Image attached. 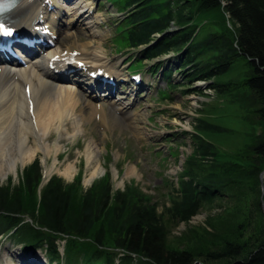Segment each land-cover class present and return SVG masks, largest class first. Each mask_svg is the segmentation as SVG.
Here are the masks:
<instances>
[{"label": "trees", "instance_id": "obj_1", "mask_svg": "<svg viewBox=\"0 0 264 264\" xmlns=\"http://www.w3.org/2000/svg\"><path fill=\"white\" fill-rule=\"evenodd\" d=\"M107 2L121 10L119 13H127L116 28L117 41L138 50L141 61L137 68L143 60L151 62L174 53L173 65L163 67L158 62L154 72L161 67L168 89L188 88L197 81L211 82L209 89L219 93L246 88L243 96L259 131L249 134L250 142L241 153L230 156L221 154L203 136L223 129L200 121L188 169L179 181L178 197L165 210L171 221L187 223L204 205L226 201L230 205L226 218L232 221L229 237L221 238L218 246L198 251L172 249L156 207L133 187L113 191L109 173L82 195L79 179L64 185L52 176L37 200L41 179L38 159L22 170L20 186L0 188V218L12 230L22 220L31 221L13 236L24 241L27 252L44 246L49 258L55 260L57 241L65 240L68 264H115L116 260L132 264V256L134 264H264V176L260 183L264 171V0ZM211 11L221 17L220 30L198 41V26L192 21ZM171 24L175 29L169 31ZM239 58L251 67L246 79L213 81ZM173 72H180L182 84L171 80ZM204 164L208 169L201 168Z\"/></svg>", "mask_w": 264, "mask_h": 264}, {"label": "rangeland", "instance_id": "obj_2", "mask_svg": "<svg viewBox=\"0 0 264 264\" xmlns=\"http://www.w3.org/2000/svg\"><path fill=\"white\" fill-rule=\"evenodd\" d=\"M82 1L89 2L92 6L91 18L98 23L94 30L103 35L98 43L102 44L104 56L114 69L120 71L118 74L121 77L118 81L108 79L109 85L118 84L117 90L108 95L107 91L104 89L102 91L101 88L93 96L86 86L80 84L77 93L83 96L81 108L86 118L82 122V131L75 134V137H70L74 130L70 125H66L68 136L59 137V133L53 130L47 143L48 149H38L29 161L17 166L15 175L8 174L4 179H0V188L20 186L22 170L35 159H38L42 166V175L48 171L46 180L57 176L64 185H70L79 179L81 195L90 189L89 185L100 181L102 173H109L113 191H122L126 186L133 187L142 194L148 204L156 207L168 232V246L170 245L172 249L198 251L205 247L218 246L221 238L229 237L228 232L230 227L232 228L231 219H228V216L226 218L230 206L226 201L217 200L211 205H204L198 215L186 224L171 221L165 210L170 207L172 200L178 197L179 181L185 174L184 171L188 169L187 162L195 147L193 135L198 133L197 126L200 121L223 129L218 134L203 136L212 141L221 154L230 156L241 153L250 142L252 135L249 134L259 131L252 109L248 108L246 98L243 96L245 87L219 93L208 89L207 85L201 86L200 83L203 82H196L189 85V90H192L190 93L186 92L187 85L169 90L167 80L160 76L161 67L156 74L154 72L157 70L158 61H162L163 67L173 65L172 63L176 62L172 56L174 53L151 62L143 61L140 68H137L141 60L136 51L121 46L117 41L119 33L116 32V28L127 13H121L119 16L121 10L108 4L107 0ZM51 9L52 7H49V10ZM72 13L71 11L67 14L65 11L61 13L59 21L61 35L57 37L55 45L66 42V32L82 36L86 43L96 45L85 25L76 26L72 23L75 20ZM221 22L217 11L197 15L192 21L198 26L197 40L219 32ZM228 28L231 29L229 26ZM132 69L140 70L134 72ZM250 69V65L239 58L227 73L217 76L213 81L241 82L249 76ZM137 73L141 80L136 85L132 77ZM96 78L100 81V78ZM171 80L178 85L183 81L180 72H173ZM100 105L105 109L106 116L102 119L99 115L91 116V107L97 108ZM129 114L139 118L138 131L127 125L124 117ZM30 144L34 147V142ZM89 152H92L93 162L87 166L86 157ZM68 165L75 168L71 178L60 174ZM201 168L208 169V165L204 164ZM94 170L96 174L91 184H85L84 180ZM36 196L39 200L37 192ZM27 220H22L13 230L2 219L0 220V264H22L25 260L27 264H52L50 261L68 264L65 253L60 254L66 246L64 240L57 242L59 250L55 260L48 256L50 260L48 261L47 257L37 251L40 249L43 251L44 246L34 249V256L27 254L21 246L24 241L13 237L19 228L31 223Z\"/></svg>", "mask_w": 264, "mask_h": 264}, {"label": "bare ground", "instance_id": "obj_3", "mask_svg": "<svg viewBox=\"0 0 264 264\" xmlns=\"http://www.w3.org/2000/svg\"><path fill=\"white\" fill-rule=\"evenodd\" d=\"M72 1L17 0L6 15V23L21 33L28 34L35 26L43 29L49 37L47 35L42 42L46 46L49 43L53 45L43 52H40L41 46L35 50H25L24 54L30 55L23 56L20 63L6 60L0 54V179L8 174L15 175L17 166L29 161L38 149L47 150L53 130L59 133V137L68 136L66 125L74 130L70 137L82 131V122L86 118L81 108L83 96L77 93L80 84L86 86L93 96L101 88L108 95L117 90V83L111 86L91 78V75H98V78L105 76L118 81L121 76L118 74L120 71L114 69L104 56L102 44L98 43L103 35L94 30L98 23L91 18L92 6L82 0ZM49 7H52L50 11ZM63 11L66 14L73 12L75 20L72 23L85 25L90 38L97 44L86 43L84 37L66 32V42L55 45L57 37L61 35L59 21ZM70 71L72 73L69 75ZM91 109V116L99 115L100 119L106 116L101 105ZM124 118L128 126L138 131V117L129 114ZM31 142H34V147ZM92 162L93 155L89 152L87 166ZM74 170L73 165H68L60 174L71 178ZM95 174L96 170L92 171L84 183L90 184ZM26 261L20 260L22 264H27Z\"/></svg>", "mask_w": 264, "mask_h": 264}, {"label": "water", "instance_id": "obj_4", "mask_svg": "<svg viewBox=\"0 0 264 264\" xmlns=\"http://www.w3.org/2000/svg\"><path fill=\"white\" fill-rule=\"evenodd\" d=\"M264 174V171L262 172V175ZM262 175H261V177H260V180H261V182H262ZM263 190V189H262Z\"/></svg>", "mask_w": 264, "mask_h": 264}, {"label": "snow or ice", "instance_id": "obj_5", "mask_svg": "<svg viewBox=\"0 0 264 264\" xmlns=\"http://www.w3.org/2000/svg\"><path fill=\"white\" fill-rule=\"evenodd\" d=\"M0 28H2V26H0ZM5 34H10V32H6Z\"/></svg>", "mask_w": 264, "mask_h": 264}]
</instances>
